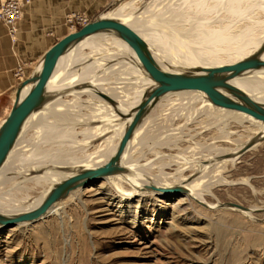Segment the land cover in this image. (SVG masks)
Segmentation results:
<instances>
[{"label": "rangeland", "instance_id": "374dc122", "mask_svg": "<svg viewBox=\"0 0 264 264\" xmlns=\"http://www.w3.org/2000/svg\"><path fill=\"white\" fill-rule=\"evenodd\" d=\"M122 1H133L135 14L148 24L147 27L163 31H167L165 27L169 26L162 22L169 17V11L182 13L183 18L192 16L187 22H179L177 27L182 34L191 33L193 36L198 33L192 28L199 23H207L206 26L212 29L230 24V32L237 35L247 26L259 30L264 26V0H247V3H262L261 8H251L243 17L235 19L226 11L227 0H212V8L194 15L185 10L181 0L157 1L152 5L147 3L148 0H113L106 11L112 10ZM190 40L192 48L200 47L196 37ZM77 51L81 56L90 55L89 59L95 55L89 48ZM78 67L75 64L70 70L74 71ZM104 75H99L101 77L98 82H112V76H118L119 73L110 75L106 72ZM82 86L55 89L60 91L61 100L70 106L68 111L74 118L63 124V129L75 134L73 138L63 140V149L66 151L76 149L72 140L81 141L83 138L80 132L85 126L78 121L97 116V109L104 102L99 97L83 92L77 100L78 104L74 103L71 91L88 89L90 84L84 82ZM103 87L109 86L104 84ZM103 91L108 95L106 89ZM175 95L165 96L153 107L143 119L141 133L129 149V155L150 174H168L167 184L173 183L179 173L190 175V165L186 162L207 156L211 147L232 148L233 144L223 138L226 131L232 133L230 139L240 136L245 140L249 134L245 128L247 124L240 126L230 123L223 127L221 122L214 120V116L201 111V104L177 101ZM4 117L5 114L0 115V121ZM105 121L102 116L95 118L99 125ZM25 132L24 139L29 142L23 145L36 140L35 128L30 127ZM94 140L89 149H85L86 154L101 144L102 137ZM28 147L24 148L25 154L22 152L12 160L10 168L22 170L30 159L31 149ZM44 148L54 155L60 152L49 145ZM82 154L81 151H74L78 159ZM39 155L34 158L39 157L40 160L42 155ZM66 157V161L71 163V156ZM107 161L109 159L97 166ZM53 164L50 162L43 166L39 174L55 171L70 173L80 169L75 164ZM184 164L185 168L181 169ZM215 176V173H210L206 178L207 190L202 189L204 202L214 205L211 209L205 203H190L181 194L172 196L148 193L143 198L134 197L123 201L115 196L105 180L93 183L62 199L59 202L61 210L56 215L0 229V264H264V138L253 149L241 155L232 166H228L227 171L222 172L224 183L219 182ZM49 184L47 182L41 188L34 187L29 195L41 194ZM5 190V187H1L0 196L7 200L9 197L4 195ZM125 190L129 188L125 186ZM251 208H254L251 215L238 211Z\"/></svg>", "mask_w": 264, "mask_h": 264}, {"label": "bare ground", "instance_id": "6f19581e", "mask_svg": "<svg viewBox=\"0 0 264 264\" xmlns=\"http://www.w3.org/2000/svg\"><path fill=\"white\" fill-rule=\"evenodd\" d=\"M157 1L165 2V0H148L147 3L152 5ZM210 1L212 0H181L182 6L192 15L203 13L212 8L213 5ZM247 2V0H227L225 5L227 7L226 11L230 17L235 19L240 16L243 17V14L247 10L262 5V3L252 4L251 2ZM132 3L133 1H122L105 15L124 23L137 32L148 44L149 50L155 61L159 64L161 69L167 72L194 74L201 69L231 65L254 55L264 44V26L261 27L260 30L247 26L237 35L230 32V24L218 29H212L213 27L208 28L206 26L207 23L206 25L199 23L192 28L193 31L198 33L196 34L197 36H193L191 33L182 34L181 30L177 27L178 23L182 21L187 22L192 16L183 18L182 13L179 14V12L172 13L169 11V17L162 20V22L169 25L165 27L167 31L157 28H148V24L146 25L145 22L140 19L141 17L139 18L138 15L135 14ZM138 14L142 15L143 12H139ZM226 17H228V15ZM192 37H196V39L199 40V48L195 49L190 46L192 44L190 40ZM83 48L93 50L92 52L95 55L92 59H89L90 55L81 56L78 54L77 49ZM85 58H87V60H85ZM259 59L264 60V49L259 55ZM75 64L79 67L74 71L70 70L71 66ZM106 72L110 75L118 72L119 75L112 76L114 78L112 82H98L101 76H105L104 74ZM96 73L98 75H95ZM84 82H88L90 86H92V91H89V89L81 91L72 90L71 95L73 100H75L74 103L78 104L77 100L83 92H87L89 96L101 98L98 93L105 95L103 89H106L108 91V95L106 96L113 99L114 104H110L101 98L104 102H101L96 113L97 116H102V119H106L105 123L107 125L105 126V123H102V125L97 124L95 122L96 115L78 121L85 126L80 132L83 137L82 140L78 141L74 139L71 141L72 144L76 145L74 151H81L84 153L80 155V159H78L74 156V151H71V148L67 149V151L63 149V145H65L63 140L68 137L73 138L75 135L73 131L63 129L64 123L71 122L74 119L73 115L68 111L70 108L68 103L62 101L60 95H58L44 104L41 108L32 112L23 123L15 144L9 151L5 162L0 167V191L1 187H5L6 190L4 195L9 197V199L5 200L0 196L1 215L11 216L37 208L50 189L56 184L75 174L82 168L96 167L100 162L106 159L110 160L118 147L127 125L131 122L135 108L143 100L144 93L150 91L152 87H154L153 82L143 70L135 53L115 33L89 37L62 56L50 78L47 92L60 88H71L73 85H81L84 84ZM229 83L242 90L256 103L264 106V68L245 71L230 80ZM104 84L109 87L104 88ZM28 87L29 86L25 88L23 93L27 92ZM175 94L177 101L187 100L188 102H193V105L194 103L201 104V111L209 116H214V120L221 122L223 127L229 126L230 123L240 126L247 124L245 128L249 131L248 136L245 140H242L240 136L236 139H230L232 133L226 131L223 138L233 144L232 148L211 147L207 156H201L195 161L190 160L186 162V164L190 165L192 172L190 175L183 176L179 173V175H177L178 177H173L174 180L172 182L174 184H167L168 174H150L143 165L139 164L137 160L132 158L133 156L131 157L129 155L131 145H133V142H135L141 133L143 127L141 123L146 117L145 116L135 128L118 162L119 166L125 169V172L105 178L104 180L108 183L109 187L112 188L115 196L123 201H129L134 197L143 198L148 193L172 196L180 193L188 202H196L198 205L199 203H205L207 208L211 209L214 208V205H207L202 199V189L206 188L208 184L206 178L210 173H215L216 179L224 183V179L221 176L222 172L225 170L227 171L228 166H232L241 155L253 149L259 141L264 138V123L256 121L250 116L240 112H229V110L225 111V109L217 108L213 106L206 95L200 91H185ZM8 113L0 121V129L4 126ZM116 121L119 122L115 123ZM30 127L37 130V138L35 141L29 143L30 145H23L29 142L28 139H24V135L26 136L25 131ZM115 132H118L116 134V141H114ZM100 137H102L101 144L99 143L100 145H98L93 152L86 154L85 149L91 146L90 144L94 139ZM62 143L64 144L62 145ZM48 145L59 150V154L54 155L46 151L44 146ZM28 146H31V148ZM26 147L31 149L30 159L24 164L22 170H16L14 167L10 168V163L14 158H17V155L22 152L23 154L26 153H24V148ZM68 151L70 153H68ZM28 152L29 151H27V153ZM62 153L64 156L62 155L63 157H59ZM37 154L42 155L40 160L38 159L39 157L34 158L37 157ZM66 155L71 156V163H69L70 161H66ZM50 162L60 164V166L75 164L78 165L80 169H76L70 173H62L63 171L51 173L42 172L40 175V169ZM54 164L52 166H54ZM17 165L19 164L17 163ZM184 168L185 164L181 169ZM47 182L50 184L41 194L37 196L29 195V191L34 189V187H40ZM125 186H127L129 190L126 191ZM79 189L80 188L76 190ZM60 201L51 206L45 216L58 214L61 210L59 207ZM216 206H219V204ZM238 211L246 215H251L254 208L247 211Z\"/></svg>", "mask_w": 264, "mask_h": 264}, {"label": "water", "instance_id": "95a60500", "mask_svg": "<svg viewBox=\"0 0 264 264\" xmlns=\"http://www.w3.org/2000/svg\"><path fill=\"white\" fill-rule=\"evenodd\" d=\"M106 13L107 11L102 12L94 20L53 44L45 53L38 73L19 84L7 120L0 129V167L15 144L25 120L32 112L60 95V91L56 90L47 92L50 78L59 59L83 40L100 34H117L135 53L154 87L144 93L143 100L135 108L131 122L127 125L114 155L107 163L92 168H82L56 184L50 189L41 204L33 210L11 216L0 214V229L35 222L44 217L51 206L64 199L70 192L78 188L84 189L113 175L123 174L125 169L119 166L118 162L135 128L159 100L168 94L200 91L206 95L213 106L240 112L264 123V106L256 103L242 90L229 83L230 80L245 71L264 68V60L259 59L264 44L254 55L231 65L201 69L194 74L167 72L161 69L151 54L148 44L137 32L124 23L107 17ZM27 86H29L27 92L23 93ZM81 88H84V86ZM87 88L92 89V86H87ZM98 95L108 103L114 104L113 99L110 97L101 93H98ZM233 206L236 207V205ZM238 208L240 209L239 206Z\"/></svg>", "mask_w": 264, "mask_h": 264}, {"label": "crops", "instance_id": "0c3cea01", "mask_svg": "<svg viewBox=\"0 0 264 264\" xmlns=\"http://www.w3.org/2000/svg\"><path fill=\"white\" fill-rule=\"evenodd\" d=\"M3 0H0V4ZM113 0H29L23 7L13 37L0 23V115L9 112L19 84L38 73L45 53L57 41L75 31L69 18L80 16L89 22ZM21 69V76H17Z\"/></svg>", "mask_w": 264, "mask_h": 264}, {"label": "built area", "instance_id": "2783aa9c", "mask_svg": "<svg viewBox=\"0 0 264 264\" xmlns=\"http://www.w3.org/2000/svg\"><path fill=\"white\" fill-rule=\"evenodd\" d=\"M29 0H3L0 4V23L7 29L8 35L13 37L17 30V22L22 17L23 7ZM89 21L80 16L69 18L70 27L77 30L86 25ZM21 69H18L16 75L21 76Z\"/></svg>", "mask_w": 264, "mask_h": 264}]
</instances>
